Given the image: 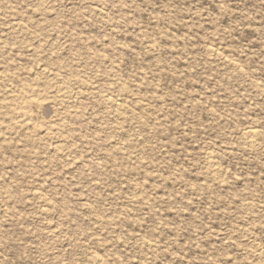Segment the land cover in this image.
<instances>
[{
  "label": "rangeland",
  "instance_id": "rangeland-1",
  "mask_svg": "<svg viewBox=\"0 0 264 264\" xmlns=\"http://www.w3.org/2000/svg\"><path fill=\"white\" fill-rule=\"evenodd\" d=\"M94 256L264 264V0H0V264Z\"/></svg>",
  "mask_w": 264,
  "mask_h": 264
},
{
  "label": "bare ground",
  "instance_id": "bare-ground-1",
  "mask_svg": "<svg viewBox=\"0 0 264 264\" xmlns=\"http://www.w3.org/2000/svg\"><path fill=\"white\" fill-rule=\"evenodd\" d=\"M20 21V20H19ZM43 70V69H42ZM61 89V88H60ZM64 90V89H63ZM32 97V96H31ZM22 104V103H21ZM77 107V106H76ZM17 110V109H16ZM14 120V119H13ZM29 120V119H28ZM49 125V124H48ZM49 127V126H48ZM45 129V128H44ZM47 129V128H46ZM50 132V130H49ZM41 134V133H40ZM46 134V133H45ZM56 134V133H55ZM54 134V135H55ZM244 134H247V136H250V137H254L255 135V131L253 129H247L244 131ZM55 137V136H54ZM60 148V147H59ZM209 165V164H208ZM98 257V256H97ZM96 256H94V258L92 260H94V262L98 263L100 262V260L97 258Z\"/></svg>",
  "mask_w": 264,
  "mask_h": 264
}]
</instances>
